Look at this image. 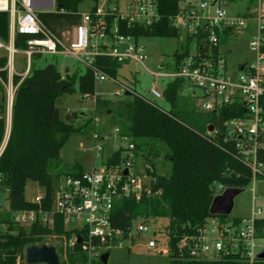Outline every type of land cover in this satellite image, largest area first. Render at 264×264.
Masks as SVG:
<instances>
[{
  "label": "trees",
  "instance_id": "obj_1",
  "mask_svg": "<svg viewBox=\"0 0 264 264\" xmlns=\"http://www.w3.org/2000/svg\"><path fill=\"white\" fill-rule=\"evenodd\" d=\"M81 0H54L52 12L36 14L39 22L56 38L69 31L80 22L77 7ZM254 4L248 0L247 10ZM177 0H159V19L151 26L134 25L125 27L118 21L119 33L139 38H177L179 32L171 26L177 15ZM113 17L107 16L108 28ZM9 17L0 12V41H8ZM224 30L220 36V46L231 37ZM27 37L16 35L14 48H25ZM190 42L187 37L186 44ZM196 47L200 55L207 50L204 34L197 37ZM264 51V50H263ZM187 56V47L173 55L174 69ZM6 57L0 58V68ZM120 63L105 57L94 58L91 67H85L82 74L74 73L63 77L55 65L42 68L30 66L26 77L13 75L11 82L16 86L10 114V131L0 154V190L7 192L8 212L0 216V224L6 232L0 234V264H26L24 250L29 245H45V239L56 238L60 245L56 248L59 264H94L79 243L69 246L73 234L83 233L65 231L60 216L53 218L52 226L46 227L35 221L29 228H22L12 221L11 213L32 211L35 214L49 212L53 192L62 177H80L84 171L77 163L65 170L60 169L59 154L69 137L80 134L86 125H74L67 117H62L57 107L63 95L74 93L77 85L81 95L93 98V111L113 117V124L120 129V135L132 144L131 149L119 148L106 158V164L115 165L121 160L122 151H131L133 156L144 158L145 169L150 176L149 193L143 192L138 199L118 197L113 201L110 213V226L120 231L125 238L131 223L149 219L166 221L163 236L167 248L169 264H235L230 258L223 261H198L189 257L179 242L195 238L208 219L220 221L230 217H213L208 209L215 189L247 187L253 179H264V170L254 175L242 163L233 141L225 136L223 123L243 115L239 105L222 106L216 111L200 112L195 101L184 93L186 82L180 78L169 80L162 90V99L169 105L163 110L155 102L146 99L129 87L123 98L116 101L94 95L93 71H98L116 81ZM0 79L7 82V73L0 71ZM117 82V81H116ZM0 92L2 87L0 84ZM264 109V95L261 98ZM4 96H0V145L5 133ZM214 131L207 134V128ZM161 156L169 163L165 175H157L153 159ZM256 163L264 166V148L256 152ZM34 182L42 190L39 204L25 199L26 183ZM234 222L240 218H231ZM257 228H264V219H255ZM94 244L96 242H93ZM108 253V251H106ZM257 264H264V260Z\"/></svg>",
  "mask_w": 264,
  "mask_h": 264
},
{
  "label": "built area",
  "instance_id": "obj_2",
  "mask_svg": "<svg viewBox=\"0 0 264 264\" xmlns=\"http://www.w3.org/2000/svg\"><path fill=\"white\" fill-rule=\"evenodd\" d=\"M114 1L101 0L89 12L80 13L79 24L65 32L68 38L64 41L63 37L59 40L52 35L36 16L39 12H52L54 0H0V12L7 13L9 17L8 41L6 44L0 41V58L3 55L6 57L5 66L0 68V71L5 70L7 73L8 88L4 97L6 122L16 89L11 82L12 76L17 75L21 79L26 77L30 59L35 55L71 56L85 67H91L95 57L105 56L121 65L133 62L147 70L144 66L147 55L139 39L120 34L117 23L122 21L127 28L134 25L151 26L159 19V0H124L122 6ZM253 1L254 8L240 16L229 15L216 5V1L177 0L178 13L170 24L185 38H190L188 44L193 42V51L187 47V56L177 70L174 69L173 61L169 72L147 71L155 78L183 79L187 84L185 94L197 102L196 109L200 112L216 111L222 106H241L243 115L225 121L223 127L226 138L234 142L242 163L251 169L254 176L264 169L263 165L256 163L257 150L264 148V109L261 105L264 95V0ZM107 16L113 17L108 28L105 21ZM251 25L253 37L248 49L254 56V62L238 65L236 73L229 74L219 44L220 36L227 30L233 37ZM199 34H204L207 45L203 55L199 54L196 47ZM16 35L27 37L22 50L14 48ZM16 54L23 55L25 59V67L19 72L14 68ZM93 78L95 82L112 80L98 71H93ZM0 84L5 85L1 79ZM120 85L121 93L128 91L125 85ZM194 89L200 90L199 96L194 93ZM148 93L154 99L162 98V91H158L154 83ZM83 98L88 96L83 95ZM198 101H201V105ZM114 133L117 136V130ZM211 133L207 132L208 135ZM90 138V151L95 157L101 158L99 165H93L78 178L62 177L53 192L49 212L39 211L35 214L32 211H20L11 214L13 223L25 229L35 221L50 228L53 218L60 216L65 231L83 232L73 234L68 241L69 246L80 238L81 250L86 252L89 261H94L100 258L102 251H110L114 247L131 248L133 237L154 233L142 220L131 223L125 238L120 231L111 228L109 219L113 201L118 197L138 199L143 192L148 194L151 178L145 170L142 175L134 173L131 151H122L117 164H106L101 152L108 136L92 132ZM119 139L127 142L125 148H132L126 137L121 136ZM4 146L5 140L0 145V154ZM146 169L151 172L149 166ZM217 188L216 195H219L224 189L219 193L221 188ZM41 200L42 193L36 195L32 203L39 204ZM259 213L257 211L256 215ZM255 219L258 218L252 216L234 222L232 219L220 221L211 218L195 238L182 239L179 248L198 261H223L230 258L235 264H257L264 260L257 258L264 252V228L258 229ZM145 247L151 251L158 249L152 237Z\"/></svg>",
  "mask_w": 264,
  "mask_h": 264
},
{
  "label": "rangeland",
  "instance_id": "obj_3",
  "mask_svg": "<svg viewBox=\"0 0 264 264\" xmlns=\"http://www.w3.org/2000/svg\"><path fill=\"white\" fill-rule=\"evenodd\" d=\"M122 6L124 0H115ZM114 1V2H115ZM209 2L216 1V5L222 7L229 15L237 14L244 16L245 1L243 0H206ZM101 0H81L77 10L78 12H89L94 6L99 5ZM254 8V4L250 6ZM64 41L68 36L66 33L62 35ZM253 37L252 25L249 29L239 33L233 37H229L223 44L222 50L226 62L227 72L235 74L237 66L249 62H254V56L248 49V44ZM186 39L183 33H179L177 38H139V44L144 47L147 60L144 66L150 72H169L173 55L180 52L185 47L193 51V42L186 44ZM48 64L55 65L60 74L71 76L74 73L82 74L85 66L76 58L64 55H35L30 59L32 68H42ZM25 67V59L21 54L14 56V68L17 72L22 71ZM159 67V68H158ZM145 70L140 64L127 62L118 70L116 82L105 79L104 81H96L94 84L95 96L111 101L120 100L123 98L121 93V85L129 87L136 94L155 102L163 110H169V105L162 99H154L148 93L152 83L158 91H162L165 85L169 82V78H155ZM0 96H4L7 90V84L2 86ZM185 93V92H184ZM194 93L199 96L200 90L194 89ZM201 105V101H198ZM197 102H195L196 104ZM61 111L62 117L67 116L74 125H86L87 127L78 135L69 137L66 143L60 150V169L65 170L74 163L81 166L82 170L87 172L93 165H99L100 157H95L90 151L92 132H98L101 135L108 136L107 141L103 145L101 152L102 159L108 158L117 147L125 148L126 141L120 140V129L113 124V117L105 113L95 114L93 111V98H83L75 86L74 93L63 95L57 104ZM6 122V109H4ZM6 124V123H5ZM117 130V136L114 133ZM155 164V172L157 175H165L169 171V163L161 156L153 159ZM144 158L133 156L131 163L134 173L142 175L146 169V164L143 163ZM264 170V169H263ZM148 183V180H146ZM42 193V190L34 183L28 181L25 185L24 196L26 201L32 202L36 195ZM218 194V188L215 189ZM229 219L231 218H256L264 219V179H253L252 182L234 197ZM260 211L259 215L256 212ZM8 212L7 192L0 190V216ZM12 217V214H11ZM209 219L207 220V222ZM154 235L144 234L132 238L131 248L114 247L108 251V259L105 264H169V258L166 254L167 248L165 238L163 236V227L166 224L162 219H149L146 222ZM6 232V226L0 224V234ZM156 241L157 251L148 250L145 247L149 238ZM45 245L58 248L60 245L56 238L45 239ZM160 250H163L160 251ZM102 253H106L102 251ZM94 264H102L99 259L94 260Z\"/></svg>",
  "mask_w": 264,
  "mask_h": 264
},
{
  "label": "water",
  "instance_id": "obj_4",
  "mask_svg": "<svg viewBox=\"0 0 264 264\" xmlns=\"http://www.w3.org/2000/svg\"><path fill=\"white\" fill-rule=\"evenodd\" d=\"M11 114V109L9 117ZM10 119V118H9ZM214 130V126H209L207 132L211 133ZM9 135V130H8ZM7 135V138H8ZM7 141V140H6ZM6 144V142H5ZM126 174V171L124 172ZM242 189L239 188H225L222 193L215 195L211 201L208 209V214L213 217H227L229 216L233 199L237 196ZM77 243H80V238L77 239ZM258 259H264V252L257 256ZM24 259L26 264H59V259L55 248L47 245H29L24 250ZM108 259V253H103L99 260L102 264H105Z\"/></svg>",
  "mask_w": 264,
  "mask_h": 264
},
{
  "label": "crops",
  "instance_id": "obj_5",
  "mask_svg": "<svg viewBox=\"0 0 264 264\" xmlns=\"http://www.w3.org/2000/svg\"><path fill=\"white\" fill-rule=\"evenodd\" d=\"M243 1H245V2H247L248 3V1L247 0H243ZM247 3H245V12L244 13H246V12H248V11H250V9H251V7H249V9L247 10ZM252 6V5H251ZM233 15H237V14H233ZM94 95H97V94H95V92H94ZM10 118V117H9ZM6 123V125H5V133H4V138H3V140H5V142H6V140H7V135H8V130L10 131V119L8 120V122H5ZM85 172V171H84Z\"/></svg>",
  "mask_w": 264,
  "mask_h": 264
}]
</instances>
